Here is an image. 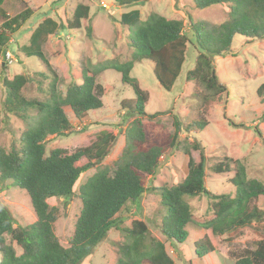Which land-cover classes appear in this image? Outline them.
Instances as JSON below:
<instances>
[{"label":"trees","instance_id":"trees-1","mask_svg":"<svg viewBox=\"0 0 264 264\" xmlns=\"http://www.w3.org/2000/svg\"><path fill=\"white\" fill-rule=\"evenodd\" d=\"M148 1L117 0V3L130 6ZM13 4V0H0V58L7 52L14 34L34 14L28 2L21 0L22 7L15 4L14 13L10 11ZM194 4L198 9L226 5L228 17L221 23L208 25L188 16L191 36L200 52L186 79L201 87L194 94L201 118L184 126L175 116V131L159 142L148 139L142 117L154 119L161 112H147L149 95L131 73L137 62L150 60L154 62L160 85L168 91L173 88L186 61L188 45L193 44L181 19H169L152 12L142 21L138 12L124 13L122 23L134 27L129 37L131 59L85 64L81 82L72 81L65 92L59 89V76L51 67L43 45L48 36L59 29H81L90 13L86 4L77 5L67 25L45 17L33 31L30 44L23 46L22 51L27 56L40 58L49 73H24L9 79L2 76L0 65V80L6 90L5 111L26 123V129L13 140L10 149L0 147V178L26 190L37 218L32 224L15 226L11 213L0 202V264H80L113 228L122 231L125 237L117 264H177L168 254L165 242L152 236L144 221L134 220L131 227H124L117 216L129 204L139 203L147 190V178L157 175L161 157L169 150L182 151L189 156L188 173L181 182L172 187L154 188L161 197L160 229L170 242L184 243L190 225L222 236L255 222H264V209L257 205L259 198L264 197V182L248 177L242 161L233 163L231 158H225L214 164L212 170L218 174L234 171L230 182L235 195L212 193L205 185L204 147L201 141H191L188 136L208 125L205 116L227 95V87L217 74L213 58L229 53L238 35L252 42L264 40V0H194ZM86 28L88 37H92V24H87ZM108 69L119 72L122 82L131 86L135 94V98L121 103L135 118L125 131V145L118 159L113 165L103 164L117 138L111 130H102L90 145L74 152L59 147L47 152L50 136H64L73 129L65 106L79 119L103 107L101 92L105 89L98 82V76ZM46 80L49 82L45 85ZM32 82H37L39 90L45 94L44 99L23 94ZM257 95L264 97V82L258 87ZM183 134L187 136L181 138ZM193 151L200 152L199 162H195ZM93 167H96L95 172L76 191L74 187L82 173ZM75 195L81 198L82 209L68 246H64L54 230L58 208L51 206L48 200L69 199ZM201 195L211 200L212 217H194L188 198ZM194 245L199 258L216 251L207 237L195 241ZM232 258V264H264V237L255 243L254 249L233 253Z\"/></svg>","mask_w":264,"mask_h":264},{"label":"rangeland","instance_id":"rangeland-1","mask_svg":"<svg viewBox=\"0 0 264 264\" xmlns=\"http://www.w3.org/2000/svg\"><path fill=\"white\" fill-rule=\"evenodd\" d=\"M28 2L34 14L21 26L10 40L5 55L0 58L2 76L13 79L18 74L44 72L49 73L46 64L36 56H27L23 46L30 44L33 31L45 17H51L67 25L73 18L78 4L90 7L87 20H83L81 29H59L49 35L43 45L44 53L56 74L59 76V89L65 92L72 81H80L82 68L87 63L98 64L108 60L124 62L131 59L132 49L129 37L134 27L122 23V15L138 12L144 21L152 13H159L166 18L181 19L186 35H190L193 44H189L186 61L173 88L164 89L154 72V62L142 60L134 65L132 76L139 81L140 87L149 95L146 104L148 113L161 112L154 119L142 117L147 137L159 142L164 136L176 129L175 116L184 126L201 118L200 106L194 94L201 90L195 81L186 79L187 72L194 68L200 52L191 36L188 16L195 22L208 25L223 22L228 17L226 5H216L207 9H198L194 0H149L145 4L118 5L117 0H23ZM19 7L21 0H13ZM15 4L10 10L14 13ZM93 26V36L87 35V24ZM214 65L220 80L227 87V95L221 104L213 106L205 116L208 125L203 130L188 134L189 140H199L204 147L206 161L205 185L214 194L235 195V188L230 180L234 171L215 173L212 167L217 162L231 158L233 163L242 161L247 167L250 178L264 182V97L257 95L258 87L264 82V40L247 41L236 36L233 47L224 56H215ZM49 80L45 81V85ZM103 85L101 99L103 107L90 112L84 118H76L69 106L65 112L72 122L73 129L64 136H50L47 152L54 148H65L74 152L80 147L90 145L102 130H111L116 136L115 144L103 164L113 165L125 145V131L135 118L123 109L124 99L135 98L131 86L124 84L121 74L108 69L98 76ZM111 90L107 92L106 90ZM28 98L44 99L45 94L38 88L37 82L29 83L23 90ZM6 90L0 80V147L10 149L13 140L26 129V123L18 116L5 111ZM185 134L181 138H185ZM195 162L200 161V152L193 151ZM85 163V160H83ZM189 156L182 151L169 150L161 157L160 170L156 176L147 178L146 192L139 203L129 204L118 213L122 226L131 227L134 220L144 221L152 236L165 242L168 254L177 264H232L233 253L243 249H254L255 243L264 237V222H255L250 226L238 228L222 236H215L211 230L200 229L194 225L187 227L189 235L182 243L170 242L161 232L162 220L161 197L155 187H172L181 182L188 173ZM93 167L82 173L74 189L83 184L95 172ZM0 202L9 210L15 226H26L37 218L31 199L26 190L12 185L9 180L0 178ZM51 206L58 208V217L54 223L56 236L64 246L74 233L76 221L81 213L82 200L78 196L69 199L50 198ZM194 217H212L211 200L203 195L188 198ZM257 205L264 209V197ZM207 237L216 251L199 258L194 242ZM9 241V238H8ZM125 241L122 231L113 228L108 236L95 247L93 252L80 264H117L120 257V245ZM1 260V254H0ZM148 264V263H145Z\"/></svg>","mask_w":264,"mask_h":264}]
</instances>
